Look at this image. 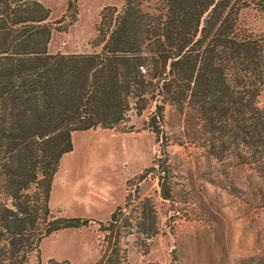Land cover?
<instances>
[{"label": "trees", "instance_id": "trees-1", "mask_svg": "<svg viewBox=\"0 0 264 264\" xmlns=\"http://www.w3.org/2000/svg\"><path fill=\"white\" fill-rule=\"evenodd\" d=\"M247 6L264 12V0H122L115 14L99 13L98 50L49 53L54 24L73 2L48 22L39 0H0V264H25L42 238L94 221L48 205L71 133L112 128L152 103L145 124L156 136L165 104L192 105L216 134L212 144L264 176V32L240 25ZM157 178L168 199L164 171ZM119 209L95 221L104 235L93 264H125Z\"/></svg>", "mask_w": 264, "mask_h": 264}, {"label": "rangeland", "instance_id": "rangeland-1", "mask_svg": "<svg viewBox=\"0 0 264 264\" xmlns=\"http://www.w3.org/2000/svg\"><path fill=\"white\" fill-rule=\"evenodd\" d=\"M39 1L49 10L48 22L65 12L67 0ZM71 2L74 8L54 24L49 53L98 50L91 40L99 13L110 6L115 14L122 0ZM238 18L248 30L264 32V12L247 6ZM263 102L264 91L257 97L259 106ZM152 109L153 103L139 115L130 112L109 129L71 133L72 150L51 184L49 202L60 208L49 207L55 215L94 221L42 238L25 264H37V255L39 264L49 258L93 264L104 235L95 221L105 222L107 208L118 206L125 264H264V176L212 144L216 134L192 105L165 104L157 136L145 124ZM161 170L168 199L161 197ZM88 184L99 199L94 205L78 199Z\"/></svg>", "mask_w": 264, "mask_h": 264}, {"label": "crops", "instance_id": "crops-1", "mask_svg": "<svg viewBox=\"0 0 264 264\" xmlns=\"http://www.w3.org/2000/svg\"><path fill=\"white\" fill-rule=\"evenodd\" d=\"M73 147V146H72ZM65 154H67V153H65ZM64 154V155H65ZM63 155V156H64ZM63 156H61V158L59 159V162H58V166H57V169H56V171L54 172V174H53V177H52V180H51V184H52V182H53V180H54V175H55V173L57 172V170H58V168H59V166H60V161H61V159H62V157ZM90 185L88 184L87 185V187H86V193L83 195V197H81V198H78V199H80V200H82L84 203H86L87 205H89V204H96V203H98V201H99V199H96V198H94L93 196H91L90 195V187H89ZM50 197H51V186H50V191H49V198H48V204H49V206H52L51 204H50V202H49V199H50ZM75 199H77L76 198V196H75ZM75 199H73V200H75ZM52 207H58V208H60L59 206H52ZM110 212H111V209H110V207L109 208H107V210H106V216L108 217L109 216V214H110ZM77 216V215H76ZM93 217H96V218H98L99 219V217H97L96 215H92ZM105 218V217H104ZM104 218H101V219H104Z\"/></svg>", "mask_w": 264, "mask_h": 264}]
</instances>
